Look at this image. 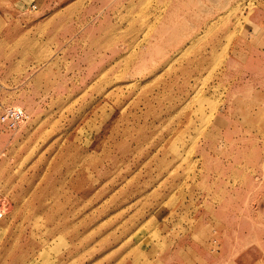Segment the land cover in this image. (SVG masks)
Masks as SVG:
<instances>
[{
	"label": "rangeland",
	"instance_id": "rangeland-1",
	"mask_svg": "<svg viewBox=\"0 0 264 264\" xmlns=\"http://www.w3.org/2000/svg\"><path fill=\"white\" fill-rule=\"evenodd\" d=\"M258 10L264 0H0V116L26 115L0 120V264H143L159 231L161 247L226 251L227 221L264 246V93L247 90L258 77L244 62Z\"/></svg>",
	"mask_w": 264,
	"mask_h": 264
},
{
	"label": "crops",
	"instance_id": "crops-1",
	"mask_svg": "<svg viewBox=\"0 0 264 264\" xmlns=\"http://www.w3.org/2000/svg\"><path fill=\"white\" fill-rule=\"evenodd\" d=\"M252 23V31L256 29L257 36H252L247 44H249V49L247 55L244 57V62L246 64V68H251L250 74H254L258 78L254 80L256 82H251L247 85V90L253 92H258L259 95L264 93V11H255L253 15ZM251 31V33H252ZM252 83L257 84V87H253ZM262 95V94H261ZM264 108V103H259V111L261 112V108ZM259 112V113H260ZM260 116V115H259ZM262 121V120H261ZM264 123V120L262 121ZM263 140V139H262ZM264 141V140H263ZM257 172H258V188L259 190V198L255 201L257 206H255V211L258 216L259 225L262 227H258L259 229H264V148H259L258 153V163H257ZM262 177V178H261ZM251 194L246 197V200L250 201ZM166 215V216H165ZM161 219L168 218L169 214H165ZM226 220H234L233 217L227 214ZM249 219L248 217H243ZM227 230H230L232 234L237 235L236 244L228 250H224L222 246L219 247V250L212 251L213 249L207 243L204 244L203 239L200 242L191 239L188 244H166L164 247L162 246V240L167 241L166 235L159 231L160 239L155 242L149 243L144 251V261L143 264H244V262L248 263L249 260H245V255L250 249L256 248L257 255V263L264 264V246L262 243V239H259V233L254 229L243 231H232L234 227L229 228L233 224L227 221ZM190 236H193L191 234ZM180 236H178L179 238ZM215 240V239H214ZM216 241V240H215ZM256 243H255V242ZM217 242V241H216ZM215 242V243H216ZM256 244V245H253ZM240 246V247H238ZM208 247V248H207ZM243 255V257H242ZM239 259L242 262H239ZM129 264H138L133 261Z\"/></svg>",
	"mask_w": 264,
	"mask_h": 264
},
{
	"label": "built area",
	"instance_id": "built-area-1",
	"mask_svg": "<svg viewBox=\"0 0 264 264\" xmlns=\"http://www.w3.org/2000/svg\"><path fill=\"white\" fill-rule=\"evenodd\" d=\"M26 115L21 109L5 108L0 116V120L10 127H15L25 119ZM215 243L216 241L213 240Z\"/></svg>",
	"mask_w": 264,
	"mask_h": 264
}]
</instances>
